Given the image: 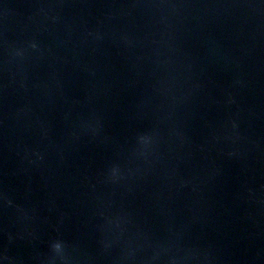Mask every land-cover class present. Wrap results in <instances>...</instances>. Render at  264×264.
I'll use <instances>...</instances> for the list:
<instances>
[{
	"label": "water",
	"instance_id": "obj_1",
	"mask_svg": "<svg viewBox=\"0 0 264 264\" xmlns=\"http://www.w3.org/2000/svg\"><path fill=\"white\" fill-rule=\"evenodd\" d=\"M264 126V0H0V264H130Z\"/></svg>",
	"mask_w": 264,
	"mask_h": 264
}]
</instances>
